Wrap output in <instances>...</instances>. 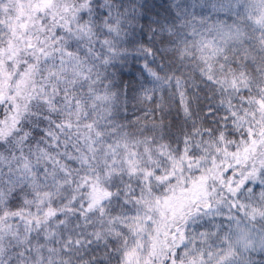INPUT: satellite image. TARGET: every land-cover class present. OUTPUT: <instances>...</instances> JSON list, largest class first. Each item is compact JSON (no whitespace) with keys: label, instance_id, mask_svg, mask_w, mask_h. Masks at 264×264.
Masks as SVG:
<instances>
[{"label":"clouds","instance_id":"clouds-1","mask_svg":"<svg viewBox=\"0 0 264 264\" xmlns=\"http://www.w3.org/2000/svg\"><path fill=\"white\" fill-rule=\"evenodd\" d=\"M0 264H264V0H0Z\"/></svg>","mask_w":264,"mask_h":264}]
</instances>
